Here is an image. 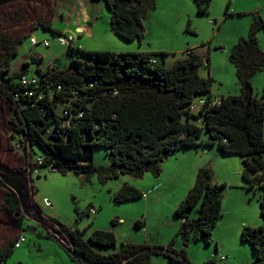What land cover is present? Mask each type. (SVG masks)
<instances>
[{"label":"trees","instance_id":"obj_1","mask_svg":"<svg viewBox=\"0 0 264 264\" xmlns=\"http://www.w3.org/2000/svg\"><path fill=\"white\" fill-rule=\"evenodd\" d=\"M12 1L0 0V11ZM103 1L111 12V28L117 36L127 41L144 38L142 14L155 9L157 0ZM195 2L199 13H209L211 0ZM230 5L231 2L227 11ZM36 27L63 34L53 28L50 20L40 19ZM261 32L264 19L253 14L248 35L240 38L230 53L237 69L240 94L217 99L212 94L214 78L200 75L203 59L192 49H188L187 57L171 65L165 60L168 52L86 51L69 45L73 53L71 67L38 68L37 75L30 76L31 63L24 62L20 72H12V59L30 33L17 34L9 26L3 27L0 102L11 104L14 109L15 116L8 124L12 128L11 137L40 150L44 158L41 168L64 174L72 170L86 177L98 172L104 178H118L121 174L142 177L147 171L160 175V161L180 148L217 144L223 153L241 156L246 188L264 192V100L256 95L253 84L254 76L264 72ZM24 76L35 77L36 83H23ZM199 95L205 96L199 100L204 103L198 109L193 108ZM216 100L220 103H214ZM60 109L63 115L59 114ZM204 130L207 138L202 137ZM96 146L108 150L110 166L95 165ZM28 155H24V161L33 170L35 165ZM32 182L30 174L26 190L32 191L34 201L27 212L33 208L41 221H47L45 224L54 232L50 235L66 247L76 264H155L154 255L189 264L186 251L177 250L174 243L178 238L202 240L208 245L214 242L216 226L223 216V189L228 185L216 179L211 166L200 167L194 184L175 210L181 225L167 248L123 242L119 249L103 252L117 244L113 230L95 228L85 238V230L47 219L36 204L37 190ZM0 184L7 188V202L21 209L15 185L6 181ZM143 195L134 185L124 183L115 192L114 200L129 201ZM260 205L264 216V195ZM112 222L116 224L117 219ZM20 223L21 220L17 222L19 228ZM136 223L143 225L142 220ZM17 238L0 247V264L14 251ZM242 238L256 252L253 264H264V228L245 226ZM206 264L219 263L210 258Z\"/></svg>","mask_w":264,"mask_h":264},{"label":"rangeland","instance_id":"obj_2","mask_svg":"<svg viewBox=\"0 0 264 264\" xmlns=\"http://www.w3.org/2000/svg\"><path fill=\"white\" fill-rule=\"evenodd\" d=\"M229 2L230 10L227 11ZM253 14L264 19V0H211L207 14L198 12L195 0H157L155 9L142 14L144 38L127 41L113 32L111 12L103 0H14L0 11V30L9 26L17 34L30 33L20 44L19 54L12 59V72H20L24 62L31 63L30 76L37 75L38 68L71 67L73 60L72 51L68 45L59 42L57 34L36 27L40 19L50 20L54 28L61 29L63 34L59 35L71 36L74 43L85 49L99 47L116 53L168 52L165 60L171 65L187 57L188 49H192L203 59L200 75L214 78L212 94L220 99L240 94L237 69L230 59V53L234 44L248 35ZM33 37L37 43L32 41ZM44 40H48L49 45H45ZM259 40L264 50V32L259 34ZM2 53L1 50L0 57ZM157 58L161 59L162 56ZM253 84L256 95L264 100V72L254 76ZM204 97L196 96L193 108L198 109L199 100ZM59 112L64 114L62 109ZM14 116L13 106L0 102V140L3 144L6 141L14 143L10 136L12 128L8 125ZM207 136L204 130L202 137ZM204 148H209V153ZM34 149L35 155H39L40 150L37 147ZM5 155L0 152L2 159ZM226 159L232 162V168H238L239 164L243 168L240 155L225 154L217 144L180 148L161 163L160 175L147 171L142 177L121 174L118 178H104L94 172L84 177L72 170L64 174L41 168L40 174L32 173L33 185L37 190L34 197L44 217L72 229L85 230V238L95 228L113 230L117 244L103 252L117 250L123 242H144L167 248L181 225L173 200L186 195L196 178L191 166L211 162L216 170V166ZM93 161L97 166L108 167L111 155L105 147L96 146ZM8 172L2 163L0 175L3 181H8ZM239 178L243 186L231 183L223 189V194L228 192V209L216 226L214 242L208 245L202 240L190 239L188 242L178 238L174 243L177 250L186 251L189 264H206L210 258H215L219 264L255 262L256 252L250 242L243 240L242 231L245 226L264 227L260 205L264 192L247 189L243 177ZM124 183L139 187L146 196L116 202L114 194ZM4 185L0 184V247L19 235L17 222L22 219L26 237V241L19 248H14L4 264H76L66 247L50 235L54 232L45 224L47 221H41L33 208L27 212L34 201L30 195L32 191L27 193L22 190V195L27 199L21 196V209L20 206L13 208L6 200L8 193ZM241 187L246 197L239 198V205L233 199H237L235 192ZM115 218L116 224L112 222ZM137 220H142L143 225L139 226ZM152 260L155 264H179L164 255H154Z\"/></svg>","mask_w":264,"mask_h":264},{"label":"crops","instance_id":"obj_3","mask_svg":"<svg viewBox=\"0 0 264 264\" xmlns=\"http://www.w3.org/2000/svg\"><path fill=\"white\" fill-rule=\"evenodd\" d=\"M59 1V0H58ZM92 17V16H91ZM92 19V18H91ZM93 20V19H92ZM54 28V27H53ZM92 28V26H91ZM56 31H61V29L59 28H54ZM77 43H74L72 44L73 47H77L78 44L76 45ZM80 46V45H79ZM81 47V46H80ZM83 50H86V51H95V50H108V49H105V48H99V47H96L94 49H85L83 47H81ZM110 51V50H109ZM124 52V51H122ZM126 52H131V51H126ZM145 52H148V51H141L140 53H145ZM11 136V135H10ZM12 138V137H11ZM12 139H15V138H12ZM0 151L2 152V154L6 153L5 157H3V159L0 157V167L2 165V163L4 164V166L7 168V170H9L8 172V183L12 184V185H15V187L18 189V199L21 198L22 196V190H24L25 192L27 193H30L27 189V182H28V178L30 176V167L25 163L24 161V153L18 149H16L13 145V142H7L6 141V144H3L2 141L0 140ZM205 152H208L210 151L209 148H207V150H204ZM209 153V152H208ZM7 158V160L5 159ZM2 159V160H1ZM4 161V162H2ZM205 163H196L194 166H191V172H193V176L196 174L197 175V172L199 170L200 167L202 166H211L214 170V173H215V176H216V179L219 181V182H225L227 183L228 185H230L231 183L232 184H237L238 187L240 186H243V182L240 180L239 176L242 177V169H241V165L239 164V167L238 168H232V162L231 161H228L227 159L226 160H223L221 161V164L220 166H216V170L213 166V164L211 162H208L207 164ZM243 164V163H242ZM237 169V171H235ZM235 171V172H234ZM195 175V176H196ZM32 176V174H31ZM234 178V179H232ZM196 179V178H195ZM195 179L194 181H192L191 185H190V188L192 187V185L194 184L195 182ZM2 182H5L1 179V175H0V183ZM33 183V182H32ZM135 186V185H134ZM136 188H138L140 191L142 189H140L139 187L135 186ZM1 188V186H0ZM189 188V189H190ZM242 188V187H241ZM239 190H237V192H235V197L237 199H233V201L237 202L239 205H240V201H239V198H244L246 197V194H243L244 190L243 188L240 189L238 188ZM155 191V190H154ZM189 191V190H188ZM188 191L186 192V195L188 193ZM230 191H233V190H230ZM228 192H226L224 194V197H223V214L225 215V213H227V209H228V202L226 204V199H228V195H227ZM230 193V192H229ZM245 193V192H244ZM31 194V193H30ZM146 194V193H145ZM36 195V194H35ZM186 195H184L183 197H181L179 200L178 198L174 199L173 200V205L177 206L179 205V203L186 197ZM35 198V197H34ZM178 200V201H177ZM177 202L178 205H177ZM230 212V209L228 211V213ZM30 218V217H28ZM122 219V218H121ZM23 220V219H22ZM21 220V223H20V233H24V229H23V221ZM263 227V226H262ZM264 228V227H263ZM19 233V234H20ZM177 234V233H176ZM175 234V236H176ZM174 236V237H175ZM173 237V238H174ZM144 243V242H142Z\"/></svg>","mask_w":264,"mask_h":264},{"label":"built area","instance_id":"obj_4","mask_svg":"<svg viewBox=\"0 0 264 264\" xmlns=\"http://www.w3.org/2000/svg\"><path fill=\"white\" fill-rule=\"evenodd\" d=\"M58 40L63 45H68L69 46V45H72L73 44V38L71 36L66 37L65 35H58ZM32 41L34 43H37L38 42L37 39L34 38V37L32 38ZM43 42H44L45 45H49L48 40H44ZM153 61L155 62L156 60L153 59ZM22 81L25 84H29L31 82L36 83V78L35 77L31 78V77H28V76H24ZM30 94H32V92H30ZM203 103H204V100H201L200 101V104H203ZM214 103H220V101L219 100H216V101H214ZM13 145L18 150H21L22 149V152L24 154H29L28 155L29 156L28 157V160L35 165V167L32 168L33 170H31V167H30V170H29L30 174H32V173L40 174L39 173L40 170H41L40 165L44 163V158L40 154L39 155H35L36 154L35 153V149H34L35 147H32L29 144H25V143L19 141L18 139H14ZM143 196H146V194L144 193ZM91 211H92V209L89 212L91 213ZM25 241H26L25 235L22 234V233L19 234L18 235V238H17V240L15 242V248H19L21 246V244L23 242H25Z\"/></svg>","mask_w":264,"mask_h":264},{"label":"water","instance_id":"obj_5","mask_svg":"<svg viewBox=\"0 0 264 264\" xmlns=\"http://www.w3.org/2000/svg\"><path fill=\"white\" fill-rule=\"evenodd\" d=\"M204 150H207V148H204ZM114 159V157H112V160ZM168 159V156H166V157H164V159H162L160 162L161 163H163L165 160H167ZM83 177V176H82ZM84 177H86V176H84ZM186 241H190V240H186Z\"/></svg>","mask_w":264,"mask_h":264}]
</instances>
